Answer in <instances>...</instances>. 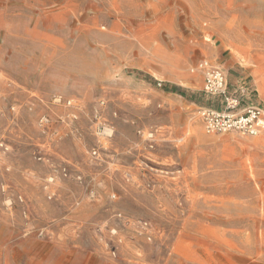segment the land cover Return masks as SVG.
<instances>
[{"label":"rangeland","instance_id":"374dc122","mask_svg":"<svg viewBox=\"0 0 264 264\" xmlns=\"http://www.w3.org/2000/svg\"><path fill=\"white\" fill-rule=\"evenodd\" d=\"M223 56L264 104V0H0V264H264V131L200 114Z\"/></svg>","mask_w":264,"mask_h":264},{"label":"built area","instance_id":"2783aa9c","mask_svg":"<svg viewBox=\"0 0 264 264\" xmlns=\"http://www.w3.org/2000/svg\"><path fill=\"white\" fill-rule=\"evenodd\" d=\"M199 68L204 72V91L218 97L220 106H204L200 110L203 124L208 132H236L257 136L264 131V106L246 103L251 95V88L246 84L236 89L229 88L227 72L220 66L203 60ZM50 116H43L42 126H48Z\"/></svg>","mask_w":264,"mask_h":264},{"label":"crops","instance_id":"0c3cea01","mask_svg":"<svg viewBox=\"0 0 264 264\" xmlns=\"http://www.w3.org/2000/svg\"><path fill=\"white\" fill-rule=\"evenodd\" d=\"M223 60V62L225 63L226 67H227V76H228V85L229 88L231 89H236L239 85L241 84H246L249 88H251V95L250 97L246 100V103H250V104H260L263 105L264 104L259 101L256 97V95L258 94V89L257 88H253L252 82H249V78L245 76V71L242 70V66L240 64V62L237 61V63H233L232 59H227L225 58V56H223L221 58ZM238 65V66H237ZM237 66V67H236ZM228 73L230 74V77L228 75ZM256 97V98H252Z\"/></svg>","mask_w":264,"mask_h":264}]
</instances>
